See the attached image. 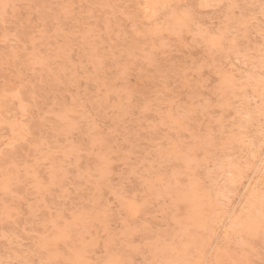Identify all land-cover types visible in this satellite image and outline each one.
Instances as JSON below:
<instances>
[{"label": "rangeland", "instance_id": "obj_1", "mask_svg": "<svg viewBox=\"0 0 264 264\" xmlns=\"http://www.w3.org/2000/svg\"><path fill=\"white\" fill-rule=\"evenodd\" d=\"M0 264H264V0H0Z\"/></svg>", "mask_w": 264, "mask_h": 264}]
</instances>
